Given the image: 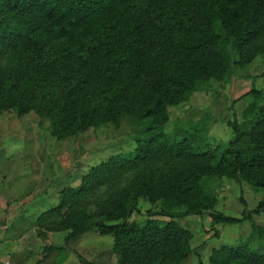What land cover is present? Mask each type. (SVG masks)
<instances>
[{
	"label": "trees",
	"instance_id": "trees-1",
	"mask_svg": "<svg viewBox=\"0 0 264 264\" xmlns=\"http://www.w3.org/2000/svg\"><path fill=\"white\" fill-rule=\"evenodd\" d=\"M263 10L264 0H0V57L11 63L0 74V109L13 108L19 115L33 110L46 116L56 137L100 119H115L116 112L155 123L165 117L167 104L223 68V35L218 29L237 46L251 43L262 31ZM145 23L164 34L166 57L135 59L140 26ZM97 44L103 45L109 60L96 67L93 81L94 88L102 87L98 97L107 95L101 113L90 107L91 97L76 99L85 90L84 65ZM230 125L233 137L213 162L205 159V152H196L189 137L149 130L144 138H136L132 154L114 157L116 166L135 169L149 158L171 157L195 163L158 186L161 206L146 210L143 220H128L139 209L114 200L106 221L85 227L113 236L120 264H183L190 247L187 231L173 221L180 216L208 211L214 222L246 219L256 230L250 213L263 211L264 200L252 210L242 201L240 217L226 216L213 211L215 199L201 183L204 177L223 176L264 186V110L254 112L246 124L233 119ZM153 189V183L144 182L134 195L147 196ZM155 215L170 219L159 222ZM80 231L75 228L66 238ZM48 248L57 255L62 247ZM76 256L81 264H91ZM208 262L264 264V252L245 242L224 245L211 251Z\"/></svg>",
	"mask_w": 264,
	"mask_h": 264
},
{
	"label": "rangeland",
	"instance_id": "rangeland-1",
	"mask_svg": "<svg viewBox=\"0 0 264 264\" xmlns=\"http://www.w3.org/2000/svg\"><path fill=\"white\" fill-rule=\"evenodd\" d=\"M261 24L255 40L240 46L219 28L223 68L180 100L167 104L165 117L155 123L116 112L115 119H100L80 131L56 137L46 116L33 110L19 115L13 108L0 109V264H81L76 255L91 264H120L113 236L85 226L106 221L114 200L139 209L140 213L132 211L128 220H143L146 210L161 206L158 186L191 168L195 160L149 158L135 169H125L115 165L114 157L132 154L136 138L156 130L172 137H189L196 152H205V159L213 162L233 137L230 122L246 124L254 112L264 110V10ZM140 32L137 61L168 55L162 31L145 23ZM108 62L102 44L91 49L84 65L85 90L76 97L84 101L91 97L90 107L99 113L105 109L107 95L98 97L102 87H93L95 69ZM10 67L11 63L0 57V74ZM144 182L153 183L155 189L147 196L134 195ZM201 183L215 199L213 211L226 216L240 217L242 201L252 210L264 200V186L245 180L209 176ZM250 217L256 230L246 219L214 222L208 211L174 218L188 233L190 252L183 264L198 260L209 264L213 249L242 242L264 252V210L251 212ZM153 218L159 222L170 219ZM75 228H80V233L66 238ZM48 246L62 248L54 255Z\"/></svg>",
	"mask_w": 264,
	"mask_h": 264
}]
</instances>
